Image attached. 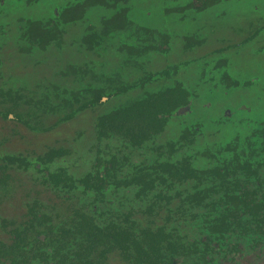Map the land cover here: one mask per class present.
Returning <instances> with one entry per match:
<instances>
[{"label": "flooded vegetation", "instance_id": "1", "mask_svg": "<svg viewBox=\"0 0 264 264\" xmlns=\"http://www.w3.org/2000/svg\"><path fill=\"white\" fill-rule=\"evenodd\" d=\"M18 1L27 5L43 2ZM69 1L61 8L53 6L47 9L51 13L47 20H23L15 38L24 46L18 49L20 55L44 51L53 45L61 51L63 44L58 42L62 38L61 33L65 28L78 27V36L74 41L79 39V53L85 55L81 65L73 66L64 61L54 63L55 71L52 69L49 77L51 83L44 87L43 73H37L39 67L32 62L30 75L33 80L31 83L34 84L30 91L21 86L14 88L11 80L13 75L0 85V121L12 123L31 135L67 127L75 118H87L98 107L134 90L138 92L131 101L177 88L183 96L180 105L168 111L170 115L164 118L165 123L160 126L159 135L168 121L174 122L190 111V94L174 75L188 64H196L202 79L196 83V90L203 92L202 99L207 95L205 102L201 101L207 103L214 91L217 94L224 91L219 89L220 81L215 83L209 76L204 78L206 67L211 65L214 69L210 73L225 66L229 68L230 64L221 57L236 60L246 43L260 32L251 20L247 23V34H241L233 43L214 31L215 26H229L226 20L228 14L222 23V18H216L217 13L212 18L202 17L210 8L244 0ZM141 1L158 9L162 26L151 25L144 20L149 13L142 12L144 3ZM253 9L256 10V7ZM176 13L185 17H173L172 14ZM256 20L255 23L259 19ZM243 27V24L239 25L240 33ZM38 35L47 42H41L40 46L34 44L39 41ZM206 41L207 46H204ZM104 50L102 54L112 50L115 60H120L119 63L116 61L113 68L109 58L102 56L99 61L86 57L99 55ZM189 55L193 59L186 58L187 63L183 62L182 57ZM168 58L179 61L169 63ZM156 64H160V67ZM62 65L66 66L62 68ZM154 66H158V70L151 72L149 68L153 69ZM123 72L132 76L137 73L138 77L135 75L136 78L127 82ZM121 75L123 81L120 80ZM221 78L226 83V89L239 85L224 72ZM84 80L88 83H84ZM55 83H59L60 87ZM20 85L26 84L22 81ZM246 85L244 82L240 88H248ZM205 86L209 88L206 91ZM95 95L97 98L93 99ZM238 103L241 105L235 106L233 102V110L221 107L220 115L215 113L210 116L212 121L219 118L234 119V116L239 118L228 127L232 129L230 135L216 137L211 143L198 134V125L178 130L179 135L181 132L186 134L184 140L178 137L177 140L164 143H158L157 135L153 133L148 140L136 146L118 136L104 138L99 136L96 124L99 117L113 108L107 109L92 124L90 156L86 168L76 174L60 165L63 163L61 159L66 157L64 149L50 147L37 156H20L4 152V144L0 142V204L5 203L4 198L7 201L15 200V194L11 192L13 185H10V174L30 173L34 188L33 197L24 195L20 201L18 197L16 213L0 217V264H57L56 261L59 264H150V259L160 255L163 256L157 264H264L263 185L254 197L242 198V202L232 210L216 204L220 198L218 193L206 195L198 192L211 183L210 176H203L201 182L187 179L179 185H172L168 191L163 188L158 190L157 186V189L139 197L136 195L138 190L131 184L132 179L139 176L161 173L162 170L157 167L160 163L178 166L185 158L196 176L217 168L226 171L223 182L237 179L254 184V180L258 179V183L264 184V118L253 117L246 106ZM206 105L208 107L203 105L200 108V113L213 112L212 109L216 108L212 99ZM41 114L59 117L42 128L38 127ZM110 142L113 144L109 145ZM105 165L112 170L106 174L99 173V185L96 184L93 190L89 189L87 186L92 184V176L98 166L101 170ZM156 191L160 192L159 198L152 200ZM192 195L197 196L198 203L192 202ZM152 203L156 206L147 210ZM247 203L255 205V208L247 210ZM3 210L6 213L11 211ZM228 212L235 215V219L229 221L228 229L232 232L223 234L215 229V222L220 217H227ZM80 216L91 217L92 224L100 232L113 223L116 232L110 230L106 233V239L98 243L93 230L77 224L82 223ZM15 228L20 232L18 240L11 232ZM158 230L167 237L160 241L157 254L152 256L141 235ZM42 254L46 255V259L39 263L38 257ZM9 258H14L15 262L11 263V260H7Z\"/></svg>", "mask_w": 264, "mask_h": 264}, {"label": "rangeland", "instance_id": "2", "mask_svg": "<svg viewBox=\"0 0 264 264\" xmlns=\"http://www.w3.org/2000/svg\"><path fill=\"white\" fill-rule=\"evenodd\" d=\"M67 1L68 3L71 2L69 0H43V2L36 5H27L23 2H19L18 0H1L0 85L13 75L11 80L13 83L12 86L14 88L21 86L25 87L24 89H26L27 91H30L32 89L31 85L34 84L31 83L33 80L32 76L30 75L31 66H33L32 62L39 67L37 73H43L44 80L42 84L44 87L51 83L49 77L52 73L51 71L53 69V66L56 65L54 63L64 61L65 63H69L73 66H76L78 64L79 66L81 65V62L83 61L82 57H85V55L83 53H79V39L74 41V38L78 36V27H74L73 29L65 28L61 33L60 36H62V38H60V40L58 41L60 44H63L61 51L53 45L47 47L44 51L36 50L26 56L20 55L18 49L24 46H22L23 43H19L17 41V38H15V36L19 34L18 26L21 25L23 20H47L51 17V15L49 16V14L51 13L47 9H50L53 6L61 8L67 4ZM141 2L144 3L142 12L147 11L149 13L148 18H145L144 20L151 25L162 26L163 21L162 18L160 19L158 9L153 5L148 6L146 1ZM254 7H256V10L253 9ZM214 13L218 14L216 16L217 19L222 18L220 23H222V21L225 22L226 14H228L226 20L228 21L229 26L227 28L215 26L214 31L222 35V37H224L225 39H230L229 41H232L233 43L240 38L241 34H247V23L251 20L253 21V26L258 27L260 29V32L252 40H250V42L246 43V47L242 51H240V54L238 55L236 60L231 57H221L227 62V64H230L229 68L228 66H225L224 68L218 69V71L210 73L209 71L214 69L211 68V65L206 67V72L203 75L204 78L206 79V77L209 76L210 78H213L215 83H218L220 81L221 83L219 85L221 86L218 85L219 89L225 92L217 94L214 91L212 95L209 96V98L212 99L216 104V108L212 109L213 112H199V110H201L200 108L203 105L204 107H208V105L206 104L210 102V99L207 103H201V101L205 102L207 95L202 99L203 92L199 93V90H196V83H200V81L202 80L199 70L196 68V64H188L187 67L179 70L178 73L174 75L175 79H177L183 85V88H185L189 92L192 103L190 111L186 115L180 117L174 122H167L168 124L156 137L158 143H164L168 140H177L179 137L178 130L180 131V129L182 130L184 128H190V126L195 125H198L200 127L198 134H201L203 137H205L204 139H206V142L211 143L212 141H214V139H216V137H227V135H230L232 130H229L228 127H231L233 123H236L239 118H235L234 116V119L233 117H230L226 119L219 118L217 121H212V118L210 116L214 115L215 113L217 115H220L222 112L221 107H228L232 109L235 106H240L241 104H239L238 101L249 109L253 117L261 119L264 118V0L226 2L224 5H218L214 8L208 9L205 12V15L202 17L212 18L214 17ZM172 15H174L173 17L177 18L185 17L183 14L178 15V13ZM256 18L261 21L258 20V22L255 23L257 21ZM199 21H201V18H199ZM240 24L244 25L241 33L238 30ZM184 28L190 29L189 26H184ZM252 29H254V27H252ZM72 31L74 35H72ZM204 46H207V41L204 43ZM106 51L109 53L102 54L103 52H105L104 50L100 52L101 55L91 54L90 57L87 55L86 57L90 60H94L96 58L99 61L101 60L102 56L104 58H109L111 59L109 61L110 64L112 63L111 67L113 68L116 65V61H118L119 63L120 60H115V57L111 54L112 50ZM254 51H257V53ZM226 54L228 55L229 53L227 52ZM186 58L193 59L190 55L188 57L184 56L182 57V59L185 63H187ZM178 61L179 60L171 61L169 58L167 59V62L169 63H176ZM234 61H236V63ZM156 65L160 67V64ZM65 66L66 65H62V68H64ZM158 66H154L153 69L149 68V70L151 72L158 70L156 69ZM93 67L94 70H96L95 66ZM41 69H43L44 71H42ZM53 71L55 70L53 69ZM223 72L230 78H234V81H236L239 85L231 89H226V83L224 81L222 82L221 78V73ZM123 73L125 75V77L123 75V78H125L127 82H130L129 80L136 78L135 75L138 77L137 73L133 76L128 75L127 72ZM123 78L121 75L120 80L123 81ZM22 81L26 85H20V82ZM244 82H246V87L248 88H240V85ZM84 83L87 84L88 81L84 80ZM55 84L60 87L59 83ZM204 89L206 91V89L209 88L205 86ZM204 89L202 90L204 91ZM136 92L138 91L134 90L129 92L130 94H122L118 98L116 97L117 99L109 101V103H105L104 105L98 107L95 111H93L94 113H92L87 118L77 117L69 124V126L60 127L53 132H45L41 134L34 133V135H31L26 133L22 128L14 127L12 123H8L7 121H0V142L4 144V152L6 151L7 153L10 152L20 156H24V154L28 156H37L40 152L45 151L50 147L64 149L66 151V157L61 159L63 163L60 165L69 170L70 173L76 174L83 168H86V162L90 156L88 153L89 147L91 145L90 133L92 130V124L95 122L96 117L101 114V112L103 113V111L107 109L115 108L117 105L122 106L127 104L131 101L132 98L135 97ZM205 93L208 94V92ZM26 96L32 98L35 97V95ZM233 102L236 103L235 106ZM208 113L209 116H207ZM242 113L245 116H249V118L252 117L248 113ZM238 114L240 115L239 112ZM58 117H55L53 114H41L39 119L40 124L38 125V127H47L54 121V119ZM218 122H220V125L218 124ZM108 144L111 145L113 143L110 142ZM10 178L12 182V184L10 185H13V189L11 190V192L15 194H13V198L15 200L12 201L11 199H9L8 201H12L10 203L6 200V198H4V202L6 204H0V217H8L11 214L17 212L16 210L18 206V197L20 201V199H22L24 195L33 197L34 194L33 182L30 173H13L10 174ZM3 208L11 209V213H6Z\"/></svg>", "mask_w": 264, "mask_h": 264}, {"label": "trees", "instance_id": "3", "mask_svg": "<svg viewBox=\"0 0 264 264\" xmlns=\"http://www.w3.org/2000/svg\"><path fill=\"white\" fill-rule=\"evenodd\" d=\"M38 36L39 41H35L34 44L40 46L41 42L42 44L43 42H47L45 39L42 41L41 35ZM29 37L33 39L32 36L29 35ZM180 92L181 91H178L177 88L166 89L164 91H159L155 94L130 101L120 107L113 108L105 115L97 119L96 127L99 136L101 135L104 138H107L108 136H118L131 145L136 146L141 144L142 142L148 140L152 133L153 135H157L161 129L160 126L165 123L164 118L167 115H170V112L168 111L175 110V108L178 107L177 105H180V99L183 97ZM94 98H97V95L93 96V99ZM185 137L186 134L181 132L179 139L184 140ZM157 167L162 170L161 173H149L144 176H139L137 179H132L131 184L136 187V190H138L136 193L138 197L157 189V186L159 187L158 190L163 188L165 191H168L172 188V185H179L187 179H195L194 181L201 182L203 176L206 178H209L210 176L211 178L209 181L211 183H209L207 188H204L203 190L201 189L198 192H204L206 195L218 193L220 198L219 202L216 204H222L227 206L228 209L235 210L242 202V198L250 199L254 197L260 191L262 185L264 186V184L257 182L258 179L254 180V184L247 180L237 179L223 182V179L227 176L226 171L223 172L217 168L196 176L193 174V169L190 168L187 158H185V160H183V162L178 166L168 164V162H166L158 164ZM150 168L151 170L153 169V167ZM99 169L100 166H98V169L95 171V175L92 176V184L87 186L89 189L93 190L96 188V184L99 185V173L102 172L106 174L109 170H112L110 166L106 165L101 170ZM253 172L256 173L255 170H253ZM235 191H237L239 196L235 195ZM159 193V191H156V193L152 195V200L159 198ZM192 202L198 203L196 195H192ZM157 204L158 207H160V204ZM154 206H156L155 203L150 204L147 210H151ZM246 206L247 210H253L255 208V205L251 206L248 203ZM179 208L180 207H177V209ZM234 217L235 215H232L230 212H228L227 217H220L215 222V229L223 234L231 233V229H228L230 227L229 221L234 220ZM80 218L82 223L78 222L77 224L80 226L83 225L86 229L89 228L93 230L95 232V241L98 243L106 239V233L108 234L110 230L116 232V226L113 223H110L107 228L100 232L99 229L92 224L93 220L91 217L80 216ZM11 232L15 235L16 240L20 239V232L18 228L11 230ZM141 237L148 245L151 252L150 254L154 256V254H157V247L160 241H163L167 235H164L161 230H158L154 233H142ZM45 256L46 255L43 256V254L41 256L39 255L38 262H44L46 259ZM162 256L163 255H160L150 259L149 263L157 264ZM7 260H11V263L15 262L14 258H9ZM56 263L59 264V261H56Z\"/></svg>", "mask_w": 264, "mask_h": 264}]
</instances>
